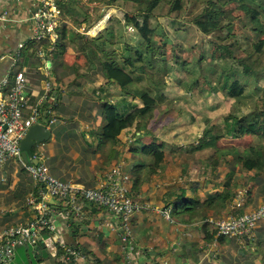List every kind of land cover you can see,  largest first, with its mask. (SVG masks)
<instances>
[{
    "label": "rangeland",
    "instance_id": "obj_1",
    "mask_svg": "<svg viewBox=\"0 0 264 264\" xmlns=\"http://www.w3.org/2000/svg\"><path fill=\"white\" fill-rule=\"evenodd\" d=\"M204 1L185 0L180 11H172L170 4L162 3L150 14L148 21L154 31L156 43L161 45L165 40L166 46H160L165 49V53L156 57L163 56L164 61L159 59L154 64L145 61V67L158 84L163 96L158 99L152 117L137 121L141 128L133 125L121 132L116 146L122 150L118 160L112 159L105 164L102 159L100 162L103 169L98 182L94 186H84H97L99 180L110 170L118 168L121 174L128 178L129 188L134 196L133 203L138 206V211L124 223V228L118 229L120 222L114 218V223L104 219L105 228L108 227L115 233L112 237L118 235L119 238V248L114 244L110 254L103 252L102 240L89 231L88 234L99 246H96L97 249H101L96 251L102 264H264V240L262 239L261 245L257 247L255 235V229L262 224L264 226V217L257 220L251 230L241 236L224 237L225 240L219 242H206L202 238V219L188 222L185 216H171L167 211L168 207H164L174 194L180 192V188H185V194L187 191L188 195L191 193V197L195 194L192 191L194 189L195 196L204 198L207 193L219 191L229 184L234 192L231 204L226 210L217 213L218 215L208 211L205 218L208 227H215L217 230L216 221L230 215V212L238 217L259 209L264 211V191H259L254 183L255 172L243 170L235 163L236 158L240 157L248 146L264 145V138L250 135L245 128H241L243 134L239 138L221 137L217 139L214 148L209 146L196 149L205 131L215 133L222 129L224 122L230 121L232 116L238 117L245 113L247 115L256 107L264 108V95L260 90H256L258 86H264V34L257 33L254 29L255 25L249 14L245 13L251 5L243 2L229 5L232 16L231 30L223 26L217 31L202 33L193 24L192 18ZM92 4L93 14L99 15V18L93 23L83 22V40L79 41L74 35L70 37L68 46L72 47L67 56L75 72H83L88 79L93 76V81L97 77L103 80L100 85L101 92V87H106L102 74L96 71L97 64L95 65V57L91 53L94 44L88 48L91 49L89 51L82 50V44L85 39L102 34L109 42L104 44V51H117L119 59L123 60L126 44L137 45L141 42L139 28L142 25L139 23H142L143 19L138 13L139 18L132 17V23H128L124 19L125 13L135 14L136 11L133 10V5L124 4L121 0L112 4H106V0ZM262 17L264 14L259 16L260 19ZM78 31L80 32V29ZM79 32L76 34H80ZM225 45H228L231 54L222 51L221 47ZM260 52H263L261 65H257L255 61H238V58L245 54H253L255 58ZM157 53L160 54L159 51ZM127 54L130 55L131 52ZM136 65L138 66V63ZM250 67L258 74H248ZM236 70L237 76L245 84V89L241 97L233 99L221 90L218 80L222 82L226 74ZM257 75H263L261 80H258ZM196 80L197 85H194ZM110 89V97H106L104 90L102 100L116 103L119 112L126 114L131 111L129 106L124 105L125 102L142 105L137 97L125 94L118 87L111 86ZM63 94L62 85L60 91L57 90L53 95L54 105L57 96L60 99ZM95 101L98 104L100 100L96 98ZM55 112L57 113V110ZM97 114L99 116L98 112ZM247 117L249 120L252 118ZM253 117L257 118L258 115L253 113ZM95 120L96 117L86 120V124L81 123L79 130L74 131L75 135L71 133L66 137L63 127L56 124L61 121L58 115L57 121L50 125L49 129L56 138L61 136V139L71 145H81L85 143L84 140L93 141L87 131L96 127ZM137 133L141 135L138 140L134 135ZM151 142L163 146V162L153 173L144 170L141 182L134 187V177L130 169L135 159L141 157L129 151V148H139ZM20 164L16 159H10L0 166V187L6 182L2 181V178L6 177L4 174H8L12 167L19 170ZM261 176L264 178V168ZM262 183L264 185V181ZM169 192L175 193L170 196ZM237 195L243 196L244 199ZM123 236H128L125 241ZM98 254H94L95 257Z\"/></svg>",
    "mask_w": 264,
    "mask_h": 264
},
{
    "label": "trees",
    "instance_id": "obj_2",
    "mask_svg": "<svg viewBox=\"0 0 264 264\" xmlns=\"http://www.w3.org/2000/svg\"><path fill=\"white\" fill-rule=\"evenodd\" d=\"M102 0H60L59 7L62 12L63 18H69L76 25L79 23H93L98 18L96 14H93L92 3L101 2ZM116 0H106V4H112ZM124 4L133 5V10L136 11L135 14L125 13L124 19L129 23H132L131 18H137L138 13L142 16L143 19L139 28V33L141 35V42L137 45L126 44L125 50L126 53L122 56L123 60H120L117 54V51L111 50L110 52L104 51V44H109L108 40L104 38L102 34H98L95 37L85 39V42L82 44L81 49L89 51L88 49L92 44L94 50H91L92 56L94 55L95 65L97 64L96 71H99L104 78V86L106 87L105 95L110 97V87H118L119 90L123 91L125 94L133 95L137 97L142 103L141 106L135 104L124 103L125 106H129V110L126 114H123L118 111L117 105L114 102L103 101L99 97V103L97 106V112L100 116V123L95 128L89 130V136L93 137V141L88 144L91 146L92 153L95 154L97 150L101 151V159L107 164L110 160L117 161L119 156L122 154L120 147H116L118 143V137L123 130L126 128L136 125L138 128H141L138 125L139 119H146L153 116L155 106L163 96V93L159 90L158 84L154 82V78L147 73V67H145V61H151V64H154L156 61L161 59L164 61V57L160 56L156 58L157 55H163L165 49L160 47L162 44L166 46L165 40L161 45L157 44V40L154 36V31L150 28L149 18L150 14L154 9H156L162 3L170 4V9L172 11H180L185 0H121ZM189 1V0H188ZM196 1V0H192ZM249 3V6L245 13L249 14L250 20L252 21L254 29L257 30V33L264 34V17L259 18L260 15L264 14V0H205L202 2V7L198 12H196L192 18L193 24L202 32L209 33L217 31L223 26L228 30H231L232 16L228 8H231L232 3ZM139 18V17H138ZM72 31H69L66 26L61 27L60 37L57 42L56 51L54 53V58H60L61 54L65 51L66 46L68 45L69 39L72 36ZM75 35V34H74ZM34 46V43H30ZM38 47H35V52ZM222 51L228 54H231L228 49V45L221 47ZM159 51L160 54L157 53ZM131 52V54H127ZM263 52H260L255 58L253 54H245V56L238 58V61H255L257 65H261L260 59ZM59 63V61H58ZM138 63V66L136 65ZM62 65V64H61ZM93 65V64H92ZM261 68L259 69V71ZM264 71V68H263ZM262 71V72H263ZM189 72V71H187ZM248 74L256 75L254 70L250 67ZM238 71H232L230 74H226L223 78V81L220 83L221 90H224L225 94L233 99H238L242 96V93L245 89V84L242 83L241 79L237 76ZM222 75H220L221 77ZM258 80L263 77V75L256 76ZM54 78L58 83L59 87H62L61 82V73H58L54 69ZM256 78V79H257ZM194 85H197V80L194 82ZM57 87V90L60 91V88ZM257 91L260 90V93L264 95V86L256 88ZM108 97V98H109ZM54 109L62 113H65V107L61 105V101L57 96L56 104ZM253 113L257 114L258 117H253ZM43 115V113H42ZM46 115V114H45ZM47 117L48 116H45ZM57 115V113H56ZM58 116V115H57ZM247 116H252L249 120ZM60 117V116H59ZM61 119V118H60ZM138 121V122H137ZM241 128H245L250 135L264 138V108L256 107L249 114H242L238 117L232 116L231 120H226L224 122V127L219 129L217 132H210L209 130L203 133L201 137V142L196 146L197 150L206 147H215L216 141L218 138L231 136L233 138H239L242 136L243 132ZM135 139H140L141 135L134 134ZM129 151H132L137 156L141 157L140 159L136 158L131 166V174L134 177V187L135 185L141 182L142 172L148 170L150 173H153L158 168L161 167L163 158L165 155L163 146L161 144H156L154 142L143 144L141 147L132 146L129 148ZM32 152V150H31ZM144 155L148 156L147 159ZM143 156L145 158H143ZM236 164L240 165V168L243 170L251 171L254 173V183L257 185L259 191H264L263 181L264 178L261 176V172L264 168V145L252 144L245 148L242 151L240 157L236 158ZM20 170L26 173L25 167L20 164ZM28 173V172H27ZM29 174V173H28ZM37 187V188H36ZM35 194L38 192V186L36 184ZM185 188H180L178 194H174V197L171 198L169 203H166L164 207H170V214L173 217L178 215L187 217V221L203 220L202 224V238L206 242L220 241L225 240L223 236H218L217 230L214 227H208L209 224L205 221L206 213L208 211H213L220 213L222 210L229 208V205L232 201V192L231 186L227 184L225 188H222L219 191L209 192L204 198H199L195 196L196 190L192 189L195 193L194 196L188 197L185 194ZM37 191V192H36ZM170 196L172 193L169 192ZM50 206L52 204L50 203ZM97 206V205H96ZM99 208H102L98 206ZM38 242L35 245V248H39ZM23 245V244H21ZM20 246V245H19ZM61 252V251H60ZM42 258L37 256L36 261H41ZM94 261L98 264L101 262L94 257ZM241 264H245L241 262Z\"/></svg>",
    "mask_w": 264,
    "mask_h": 264
},
{
    "label": "crops",
    "instance_id": "obj_3",
    "mask_svg": "<svg viewBox=\"0 0 264 264\" xmlns=\"http://www.w3.org/2000/svg\"><path fill=\"white\" fill-rule=\"evenodd\" d=\"M37 4L38 0H0V13L4 10L8 13L5 20H0V79L4 74L10 72V81H13V74L16 70L13 53L19 43H25V47L22 49V65L27 68L29 83L26 90L30 94L31 104H35L40 97L39 88L43 79L38 70L41 62L35 53V47L38 46L36 44L31 46L28 42L32 30L30 17L37 8ZM75 25L69 18H64L63 26H66L69 31L73 30L75 35H72L79 41L83 40L81 33L85 29L84 23ZM78 32L81 35L76 34ZM70 46L72 47V45ZM71 47L67 45L65 51L59 56L60 58H54V69L61 73V82L64 87V94L61 95L60 101L61 105L65 107V113L57 110L61 121L56 124L63 127L66 137L79 130L81 123L86 124V120L94 119V117H96L95 125H99L100 117L97 114L95 99L102 98V93L105 90L102 86L100 92V85L103 83L100 78L97 77L93 81L95 79L93 76L88 79L83 72H75L67 56ZM86 137L88 138L87 135ZM84 142L81 145H71L61 139V136L56 138L51 131L48 140L38 143L32 148V156H37L38 160L44 161L50 173L60 180L72 182L77 186H94L103 169L100 162L102 160L101 151L97 150L93 154L91 146L88 144L92 141L88 139ZM97 161L99 162L97 163ZM4 175L6 177H3L2 181L6 182H3L4 186L0 187V233L8 227L25 224L31 220L33 211L28 199L31 195H39V191H36L37 194L34 193L37 187L27 172L24 173L20 168L18 170L12 167L10 172ZM186 193L188 197H191V193L189 195L187 191ZM49 202L52 204L51 215L57 228L56 236L63 241V244H55L54 256L43 243H39V248L28 244L17 246L12 264H98L94 261V254H98L96 250L101 249H97L99 246L92 240L91 235L88 234L89 231L102 240L103 252L106 254L111 253L114 244L119 248L118 235L113 238L115 233L110 228H105L106 225L103 223L105 220L114 223L113 216L109 211L83 202L82 209L78 213L66 208V205L59 200L49 199ZM255 235L257 247H259L261 240H264L263 224L255 229ZM37 256H40L42 260L37 262ZM95 258L101 262L99 254Z\"/></svg>",
    "mask_w": 264,
    "mask_h": 264
},
{
    "label": "built area",
    "instance_id": "obj_4",
    "mask_svg": "<svg viewBox=\"0 0 264 264\" xmlns=\"http://www.w3.org/2000/svg\"><path fill=\"white\" fill-rule=\"evenodd\" d=\"M59 2L60 0H38L37 8L30 17L32 30L28 42L38 46L35 53L41 62L38 70L43 76L37 102L30 103V94L26 90L29 78L27 68L22 65V49L25 43H19L13 53L16 66L13 81H10V72L0 79V166L10 159H16L26 168L39 191L38 196L31 195L28 199L33 211L32 219L25 224L8 227L0 233V264H12L16 247L21 244L35 246L40 242L52 256L55 255V244H63V241L56 236L57 228L51 215L49 199L59 200L66 205V208L78 213L82 209L83 202L100 206L109 211L115 221L120 222L118 229L124 228L126 220L132 218V215L138 211V206L133 203L134 196L129 188V180L118 168L110 170L99 180L97 186L86 188L54 177L44 161L38 160L37 163H32L31 159L30 162L22 159L20 141L29 127L40 123L45 114L48 116L45 117L48 127L57 121L53 95L59 85L53 75V63L60 29L64 23ZM7 14L6 10L2 11L0 20H5ZM107 17L106 14L105 18ZM39 157H42L41 154ZM32 158L37 156L33 155ZM237 197L243 198L240 195ZM233 205L234 202L231 206L232 210ZM167 211L170 213L171 208L168 207ZM229 214L216 221L218 236L225 238L241 236L250 231L257 220L264 217L263 209L238 217L231 215V212ZM127 237L123 236V241Z\"/></svg>",
    "mask_w": 264,
    "mask_h": 264
},
{
    "label": "water",
    "instance_id": "obj_5",
    "mask_svg": "<svg viewBox=\"0 0 264 264\" xmlns=\"http://www.w3.org/2000/svg\"><path fill=\"white\" fill-rule=\"evenodd\" d=\"M47 119L43 117L40 123L33 124L27 130L24 138L20 141V150L22 159L25 162H30L32 157V148L41 142H44L50 138L51 130L46 125ZM37 158H32V163H37Z\"/></svg>",
    "mask_w": 264,
    "mask_h": 264
}]
</instances>
